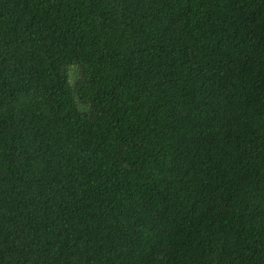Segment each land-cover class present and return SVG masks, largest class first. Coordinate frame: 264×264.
<instances>
[{
    "label": "trees",
    "instance_id": "trees-1",
    "mask_svg": "<svg viewBox=\"0 0 264 264\" xmlns=\"http://www.w3.org/2000/svg\"><path fill=\"white\" fill-rule=\"evenodd\" d=\"M0 264H264V0H0Z\"/></svg>",
    "mask_w": 264,
    "mask_h": 264
}]
</instances>
